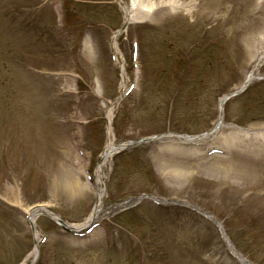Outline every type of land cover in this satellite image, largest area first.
Returning a JSON list of instances; mask_svg holds the SVG:
<instances>
[{
    "label": "rangeland",
    "instance_id": "rangeland-1",
    "mask_svg": "<svg viewBox=\"0 0 264 264\" xmlns=\"http://www.w3.org/2000/svg\"><path fill=\"white\" fill-rule=\"evenodd\" d=\"M141 1L0 0V264H264V0Z\"/></svg>",
    "mask_w": 264,
    "mask_h": 264
},
{
    "label": "bare ground",
    "instance_id": "bare-ground-1",
    "mask_svg": "<svg viewBox=\"0 0 264 264\" xmlns=\"http://www.w3.org/2000/svg\"><path fill=\"white\" fill-rule=\"evenodd\" d=\"M122 2V8H123V11H124V14H125V23H129V21L132 19L131 15L133 17H135V19H140L138 18V14L139 12L142 11V9L146 10L148 12V8H147V5L143 2V1H139L137 3V5L133 4V5H130L129 8H127V4H126V1L125 0H120ZM136 0H134V3H135ZM140 4L141 7H143L145 5V8H142L141 7L139 8L138 5ZM131 11H132V14H131ZM145 13L146 15L149 14V13ZM124 70V69H123ZM253 75H250L248 81H251V77ZM125 77V76H124ZM127 84V78L125 79L124 78V82L121 86L124 87L126 86ZM225 101V97H223L221 99V105L222 103ZM108 117L110 118V114L108 115ZM222 117L220 115V119H219V122L218 124L213 128L211 129L210 131H208L207 133L201 135L200 137H192V138H183L184 140H193V141H203L205 140L214 130H216V128L218 127L219 124H221L222 122ZM118 148H120L119 145H117L115 142H114V138L113 136L110 135V137L108 138V142H107V145L106 147L104 148L103 150V153H102V160L101 162L99 163L98 165V168L96 170V175H97V187L99 188V192H98V200H97V203L94 207V213L90 214L89 216V219L87 222H92V220L98 216V214H101L102 211H103V204H102V201H103V180L101 179V169H102V166L106 163L107 159L115 152V150H117ZM49 213L50 215H52L55 219L57 218V216L55 215V213H52L49 208H45V207H37V208H34L31 212V217L29 218V221L31 223H34V220H35V217L40 214V213ZM73 227V226H72ZM78 227H74V229H77ZM37 254V247H35L34 249L31 250L29 256H31V258H34ZM22 264H28L27 262H24Z\"/></svg>",
    "mask_w": 264,
    "mask_h": 264
}]
</instances>
